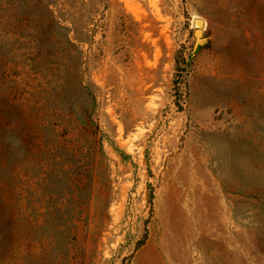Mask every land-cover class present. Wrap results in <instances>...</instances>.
<instances>
[{"label":"rangeland","instance_id":"1","mask_svg":"<svg viewBox=\"0 0 264 264\" xmlns=\"http://www.w3.org/2000/svg\"><path fill=\"white\" fill-rule=\"evenodd\" d=\"M0 264H264V0H0Z\"/></svg>","mask_w":264,"mask_h":264},{"label":"water","instance_id":"2","mask_svg":"<svg viewBox=\"0 0 264 264\" xmlns=\"http://www.w3.org/2000/svg\"><path fill=\"white\" fill-rule=\"evenodd\" d=\"M194 37H195V43L194 48L196 49L198 46L202 45L206 39L203 37L201 28L204 25V20L202 18H195L194 19Z\"/></svg>","mask_w":264,"mask_h":264},{"label":"trees","instance_id":"3","mask_svg":"<svg viewBox=\"0 0 264 264\" xmlns=\"http://www.w3.org/2000/svg\"><path fill=\"white\" fill-rule=\"evenodd\" d=\"M188 64H189L188 62L184 63L183 68H181V69L179 70V69H178L179 66L177 65V62H176L175 69H176V70H179L178 72H179V74L181 75V72H182V71H185V73H186V68H187Z\"/></svg>","mask_w":264,"mask_h":264}]
</instances>
